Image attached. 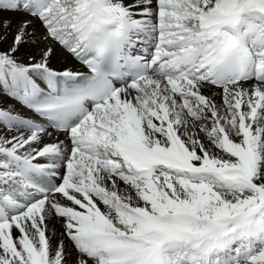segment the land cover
I'll list each match as a JSON object with an SVG mask.
<instances>
[{
    "label": "snow or ice",
    "instance_id": "1",
    "mask_svg": "<svg viewBox=\"0 0 264 264\" xmlns=\"http://www.w3.org/2000/svg\"><path fill=\"white\" fill-rule=\"evenodd\" d=\"M0 264H264V0H0Z\"/></svg>",
    "mask_w": 264,
    "mask_h": 264
}]
</instances>
